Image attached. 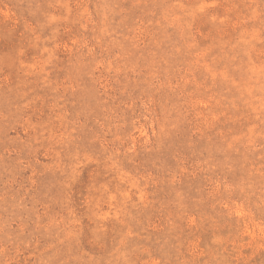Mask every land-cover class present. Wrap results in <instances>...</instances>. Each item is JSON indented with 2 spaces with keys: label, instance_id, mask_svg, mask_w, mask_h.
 <instances>
[{
  "label": "rangeland",
  "instance_id": "obj_1",
  "mask_svg": "<svg viewBox=\"0 0 264 264\" xmlns=\"http://www.w3.org/2000/svg\"><path fill=\"white\" fill-rule=\"evenodd\" d=\"M0 264H264V0H0Z\"/></svg>",
  "mask_w": 264,
  "mask_h": 264
}]
</instances>
